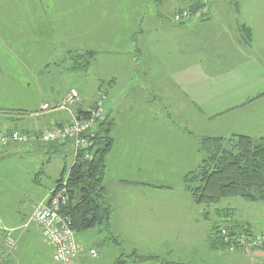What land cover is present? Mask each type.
<instances>
[{
  "label": "rangeland",
  "instance_id": "obj_1",
  "mask_svg": "<svg viewBox=\"0 0 264 264\" xmlns=\"http://www.w3.org/2000/svg\"><path fill=\"white\" fill-rule=\"evenodd\" d=\"M41 1L43 10L36 9L22 26L28 31L26 38L29 37L23 40L29 41V45L42 46L43 51L32 53L30 63L35 74L28 75L26 79L22 74L23 68L17 67L14 61L8 62L11 65L9 68L5 65L0 69V74L4 70H10L12 74L9 81L0 76V108L8 110L0 111V120L6 118V123H9L12 119L18 125L29 114L39 112L44 101L52 106V98L69 87L81 93L85 98L80 96L82 103L91 105L100 91L106 98L104 108L109 102L117 105L120 101L122 110L110 117V136L114 139V147L105 158V179L110 190L171 188L176 194L164 198L195 204L191 195L183 190L181 177L201 160L202 155L197 150L199 139L203 136L228 137L231 132L250 136L254 140L264 137V0H215L213 9L212 21L216 24L231 28L236 23H245L252 28L251 47H244L242 52H228L229 59L220 62L222 67L214 68L230 89L228 103H245L210 117L206 110L204 114L194 110L188 99H180L171 87L168 92L172 94L171 102L175 107L166 120L161 113L166 126L163 135L154 130L155 121L150 119L146 103H142L150 102L152 92L156 90L153 82L156 78L164 79V69L156 68L157 65L153 68L154 63L150 69L147 66L143 68V64L134 65V59H139L131 46L130 33L136 26V3L112 4L109 5L111 10L103 14V5L89 4L88 0H69L67 4ZM150 5L145 3L140 11H150ZM91 7L96 10L92 9L90 23L86 14ZM120 7H124L122 13ZM187 7L184 9L193 12ZM206 9L209 13V7ZM189 19L207 20L191 16L184 21ZM12 22L16 23V29H20V21ZM0 23L2 27H10L6 20H0ZM87 26H90V31ZM143 27L146 31H155L147 24ZM240 35L237 34V37L241 40ZM2 43L0 39V47ZM89 51L95 52L92 60L88 58ZM147 51L148 48V54ZM158 52L163 59L170 54L165 48H159ZM0 54L3 55V52L0 51ZM158 61L161 62L160 59ZM111 80L116 83L111 84ZM119 94H123L122 98H116ZM259 94L262 95L258 97ZM253 97L256 98L249 101ZM174 111L182 112L175 115ZM21 117L24 119L21 120ZM66 144L60 146L55 141L19 144L16 148L0 146V219L25 214L39 194L55 183L62 168L71 165L72 144L70 141ZM195 205L204 212L207 233L211 224L222 226L232 222L248 225L256 232L264 229V202L229 197L209 206ZM225 209L231 214L220 215L219 211ZM88 232L93 234L89 243L97 247L100 257L105 261L114 251L116 260L117 249L95 230ZM75 235L74 232L75 240L79 242ZM228 241L229 248L221 249L226 252L200 253L201 260L195 264H255L253 258H243L245 254L242 251L260 253L257 249L247 251L239 243L236 245V240ZM79 244L85 248L81 242ZM125 250L130 251L128 246ZM162 255L168 259L175 256L168 251Z\"/></svg>",
  "mask_w": 264,
  "mask_h": 264
},
{
  "label": "crops",
  "instance_id": "obj_2",
  "mask_svg": "<svg viewBox=\"0 0 264 264\" xmlns=\"http://www.w3.org/2000/svg\"><path fill=\"white\" fill-rule=\"evenodd\" d=\"M52 1L53 4H56V2L60 4L70 2L69 0ZM88 1L89 4L103 5V14H107L106 12L111 10L109 5L130 2L136 3L137 19L134 23L136 26H133L130 33L131 46L134 47V51L137 53L136 55L139 59H134V65L141 66L143 64V68L147 66L150 69L152 67L151 64L154 63L153 68L157 65L158 67L156 68L164 69L162 72L164 79L156 78L157 80L153 82L156 90L152 88L153 94L151 100H149L150 102L145 101L142 103H146L149 116H151L150 119L155 121L154 130L156 132L162 135L165 133L166 126L164 123L166 117L173 114L175 104L173 106L171 102L173 99L171 97L172 94L170 95L168 92L171 87L175 89L180 99L181 97H186L189 100L187 102L193 106L194 110L201 114H204V110H206V114L210 117L217 116L222 112L229 111L241 105V103L242 105L245 103H228L230 89L227 86L226 80L222 78L219 72H215L214 68L222 67L220 62L229 59L230 55H228V52L235 50L242 52L244 51V47H251L253 31L245 23H236L229 28L212 21L215 0ZM145 3L151 4L150 11L141 12L140 10H143L142 8L145 6ZM192 3H203L209 7L210 11L206 21L194 19L180 23L173 21L171 16L174 11L184 9ZM42 6L41 0H0V20L8 21V25L10 26H0V39L3 41V45L0 47V51L3 52V55L0 54V69L5 65L9 68L11 65H8V62L14 61L17 67L23 68L22 74L25 79L28 75L30 77V75L33 76L35 74L30 59L32 53L43 51V47L40 46L41 48H39L37 45H29V41L26 42L29 38H26L28 31H25V27L22 24L24 25L29 15L34 13L36 9L43 10ZM92 9L96 10L95 7H91L87 10L86 14L87 22L90 23L92 20ZM119 10L122 13L124 7H120ZM131 10L135 11L134 9ZM14 20L20 21L18 24V28L20 29L14 27L16 25V23L12 22ZM144 24L154 28L155 31H146V28L143 27ZM242 24L247 26L250 31H240ZM0 25L3 24L0 23ZM88 27L90 31V26ZM240 32H243V34L240 35ZM237 34L240 35L241 40L237 37ZM23 39L26 40L24 41ZM147 48L149 49L147 51L148 54L146 53ZM159 48H165L170 54L165 55L163 59L159 55ZM144 51L145 53L143 54ZM146 56L147 61L144 59ZM158 58L161 62L158 61ZM209 69H211V72ZM38 73L40 72H36V74ZM0 76L9 81L12 74L10 70H4ZM115 83L114 80H111V84ZM70 89L78 91L74 87H69L60 94H56L52 98L53 106L61 101ZM221 89L223 90L221 91ZM78 93L82 96L79 91ZM262 94H259L258 97ZM122 95L119 94L116 98H122ZM254 98L256 97L250 98L249 101H252ZM43 103L48 102L44 101ZM183 105L186 104L184 103ZM81 106L87 108L90 104L86 102L82 103ZM120 106V101L117 105L112 102L107 103V106H105V114L108 115L110 120L114 112L120 113L119 110H122ZM5 109L7 108H0V111H8ZM181 109L183 110V108ZM181 112L174 111V114L180 115ZM123 113L122 115H124ZM161 113L164 115L165 120H163ZM23 115L25 114L23 113L22 117H24ZM22 117L21 120L24 119ZM68 119L69 115L66 111H42L40 108L39 112L29 114L18 125H15L12 119H9V123H6V118L5 120H0V132L19 131L37 133L53 123L62 124L67 122ZM231 134L237 133L231 132ZM112 140L113 143L110 151H112L115 143L113 138ZM19 144L33 143L10 142L1 147L10 146L16 148ZM60 146H67V144ZM49 147L51 148L52 146ZM68 149L70 150V147ZM54 186L55 183L43 193H40L25 214L1 218L5 227L10 229L0 231V264H60L53 260L52 248L43 240L38 226L29 220L35 205L42 201L47 196L48 191ZM104 186L106 202L112 209L110 228L112 233L123 242L124 248L128 246L130 250L134 249L140 254L156 255L166 261L187 264L199 263L201 260L200 253H208L209 251L220 253L227 251H212L209 249L207 245L208 228L204 223V212L198 209L195 204L178 203L176 200L164 198L172 197L176 194V191L173 189L144 188L140 190H110L107 186L105 176ZM183 190L185 189L183 188ZM75 236L85 247L77 256L76 264H112L115 260L116 254L114 251L111 252L105 261L100 257L97 247L89 243L93 239L92 233L86 231L85 233L82 232V234L78 233ZM90 248L95 249V257H92L88 253V249ZM165 251L174 253V258L168 259L164 257L162 253ZM242 252L245 254L243 258H253L255 264H262L261 252ZM241 256L238 255V257ZM126 264L136 263L127 262ZM146 264L160 263L150 262ZM244 264L249 263L246 262Z\"/></svg>",
  "mask_w": 264,
  "mask_h": 264
},
{
  "label": "trees",
  "instance_id": "obj_3",
  "mask_svg": "<svg viewBox=\"0 0 264 264\" xmlns=\"http://www.w3.org/2000/svg\"><path fill=\"white\" fill-rule=\"evenodd\" d=\"M202 5L203 3H192L187 8L196 9ZM240 31L250 29L242 24ZM87 54L92 60L95 52L89 51ZM77 113L88 112L79 107ZM111 128L112 121L105 114L97 124L92 146L87 150H80L71 165L62 168L55 185L68 174V200L60 208V214L71 220V227L76 234L95 230L97 234L103 235L104 241L110 242L118 251L114 264H187L166 261L156 255L140 254L134 249L127 252L123 242L112 233V209L106 202L104 186L105 158L113 143ZM64 144L66 143L60 145ZM197 150L202 155L199 164L182 177L183 188L191 195L195 204L209 206L229 197L264 202V137L254 140L243 134L228 137L203 136L198 140ZM219 213L224 216L231 214L227 209L220 210ZM222 226L210 225L207 245L212 251L229 248L225 241L226 235L253 231L250 226L236 222ZM222 229H225L226 235L221 234Z\"/></svg>",
  "mask_w": 264,
  "mask_h": 264
},
{
  "label": "built area",
  "instance_id": "obj_4",
  "mask_svg": "<svg viewBox=\"0 0 264 264\" xmlns=\"http://www.w3.org/2000/svg\"><path fill=\"white\" fill-rule=\"evenodd\" d=\"M207 7H198L193 12L188 9H181L173 14V20L183 22L191 16L207 18L209 13ZM105 94L100 91L94 103L84 108L87 114H78L77 110L82 107L81 97L76 90L70 89L56 105L50 106L43 103L41 110H63L69 115L67 122L62 124H51L40 132H0V146L10 142L35 143V142H58L72 144L73 159L80 150H87L93 144L94 132L99 121L105 116L104 101ZM83 108V107H82ZM88 157V155L86 156ZM68 174L60 183L55 185L33 209L29 220H32L41 231L43 240L52 248V258L60 264H76L77 256L85 249L75 240L74 231L71 227V220L60 214V208L68 200L66 188ZM8 230L0 219V231ZM226 235L225 229L221 230ZM232 237V239H231ZM233 242L236 245L251 250L257 249L262 253V264H264V229L258 232H246L238 235L225 236V241ZM92 256L96 255L95 249H88Z\"/></svg>",
  "mask_w": 264,
  "mask_h": 264
}]
</instances>
